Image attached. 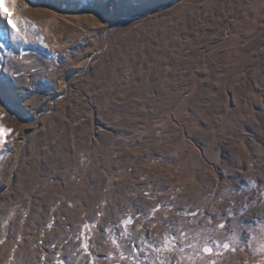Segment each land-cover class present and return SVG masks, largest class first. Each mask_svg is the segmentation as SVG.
I'll use <instances>...</instances> for the list:
<instances>
[{"label":"rangeland","instance_id":"1","mask_svg":"<svg viewBox=\"0 0 264 264\" xmlns=\"http://www.w3.org/2000/svg\"><path fill=\"white\" fill-rule=\"evenodd\" d=\"M141 1L0 15V264H264V0Z\"/></svg>","mask_w":264,"mask_h":264},{"label":"snow or ice","instance_id":"2","mask_svg":"<svg viewBox=\"0 0 264 264\" xmlns=\"http://www.w3.org/2000/svg\"><path fill=\"white\" fill-rule=\"evenodd\" d=\"M14 5L15 4V0H0V15H4L8 18V24L13 28V30H17V26L14 22L13 19V8L9 7V4ZM10 130H5L3 128H0V145L4 144L6 141L4 139L5 135L7 134V132ZM220 227H224V225H220ZM85 247H87V245H85ZM225 248L228 247L227 244L224 245ZM204 251L206 253H210L211 249L209 248H205Z\"/></svg>","mask_w":264,"mask_h":264},{"label":"bare ground","instance_id":"3","mask_svg":"<svg viewBox=\"0 0 264 264\" xmlns=\"http://www.w3.org/2000/svg\"><path fill=\"white\" fill-rule=\"evenodd\" d=\"M141 1V0H140ZM142 2V1H141ZM145 4H150L149 2L147 3V2H143V5H145ZM76 71V70H75ZM65 78L62 80V83H64L65 82ZM201 261V260H200Z\"/></svg>","mask_w":264,"mask_h":264}]
</instances>
